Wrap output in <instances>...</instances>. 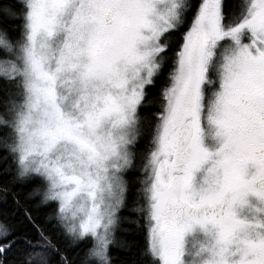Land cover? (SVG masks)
I'll return each mask as SVG.
<instances>
[{"label": "snow or ice", "instance_id": "6c2138e0", "mask_svg": "<svg viewBox=\"0 0 264 264\" xmlns=\"http://www.w3.org/2000/svg\"><path fill=\"white\" fill-rule=\"evenodd\" d=\"M125 223L120 264H264V0H0V264Z\"/></svg>", "mask_w": 264, "mask_h": 264}, {"label": "trees", "instance_id": "16d2710c", "mask_svg": "<svg viewBox=\"0 0 264 264\" xmlns=\"http://www.w3.org/2000/svg\"><path fill=\"white\" fill-rule=\"evenodd\" d=\"M42 218L43 217H41V219ZM123 227L132 229V231L125 232L121 230L117 233L118 246L113 248L116 264H120L121 261H130L133 258V253H135L139 245L143 243L142 237L136 233L134 225L125 223Z\"/></svg>", "mask_w": 264, "mask_h": 264}]
</instances>
